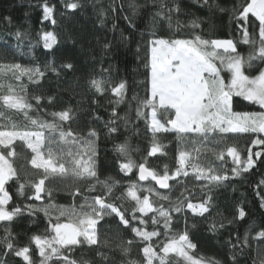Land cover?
<instances>
[{
	"label": "trees",
	"instance_id": "16d2710c",
	"mask_svg": "<svg viewBox=\"0 0 264 264\" xmlns=\"http://www.w3.org/2000/svg\"><path fill=\"white\" fill-rule=\"evenodd\" d=\"M74 2L80 6L76 9L66 7ZM166 7L163 12L173 7V0H163ZM181 11L173 12L171 27L167 20L155 17L161 11V0H0V64H20L24 67H39L44 76L30 81L27 76L16 80L11 73L0 75V95L6 94L11 85L17 94L25 97L33 107L29 115L41 121H53L52 113L71 108L73 119L63 122L64 130L71 128L73 133L87 138L90 129H95L98 139L96 146V171L100 182L113 186L110 196L105 197L102 183L94 179L48 180L45 187L51 190L41 193L42 199L34 198V188L29 182H37L42 177V171L35 169L30 161L33 153L26 145L17 140L13 147L16 156L12 160L19 180L15 178L6 184L12 196L7 208L11 211L20 206L22 213L12 221H0V264H27L22 256L15 252L22 247H29L33 264H40L42 257L39 249L31 241L35 235H52L49 217L43 211L30 213L27 205L41 209L49 204L64 206L66 209L85 204L87 198L90 204L95 196L105 197L106 202L113 203L124 213L130 226H125L115 214L105 215L99 220L96 228L99 246L81 244L69 249H62L63 255L76 260L78 264L88 261L89 264H145L142 249L144 241L132 231L139 227L146 231H159L158 237H153L151 243L157 253L166 242L163 219L153 225L151 217L158 213L142 214L135 212L136 202L126 195L130 184H137V194L143 198L148 195L154 208L163 207L169 210L172 217L171 231L168 235L188 232L190 241L196 245L191 252L196 258L217 261L219 264H262L264 262V237L258 233L264 231V145L254 144L257 138L264 139L262 133H227L211 134L207 138L195 134H177L171 130L156 134V140L162 145V151L149 155L153 143V133L150 128V107H142L141 101L150 96V48L153 39H192L201 35L204 39H232L239 53L246 61V75L255 76L264 67V62L258 58L259 21L249 14L247 23L250 38L255 45L243 43L240 24L233 17L237 14L233 9L246 5L248 0H175ZM47 3L54 7L53 18L44 19L43 5ZM134 5L135 7H132ZM223 9V11L221 10ZM10 18V19H9ZM198 18L200 26L193 28L191 21ZM179 21V24H177ZM19 32L18 37L16 33ZM44 32H53L56 42L52 48L46 49L41 37ZM107 45V47H105ZM250 53L257 54L249 67L247 60ZM224 55H227L224 53ZM235 55V54H233ZM71 64V68L62 67ZM55 67L56 72L50 70ZM218 66V64H217ZM219 67V66H218ZM225 81L228 71L220 72ZM93 79L102 81L103 92H97L90 84ZM121 82L126 85L124 98L119 99L111 89ZM35 97H40L39 102ZM51 97V102L49 101ZM136 97V99H133ZM140 107L143 116L137 115ZM233 111L260 113L264 107L247 101L243 97L233 96ZM115 109L116 116H113ZM8 119L0 118V126L13 123L27 131H44L32 126L23 113L6 109L0 104ZM99 117V119H96ZM119 117V119H116ZM174 117V111L158 110L157 118L161 123ZM110 119H116V133L108 134L105 124ZM57 123H60L58 120ZM127 143V154L116 151V145ZM236 147L241 161H246L249 151L253 153L255 164L243 171V164L234 163L228 155L227 148ZM199 148L197 153L193 149ZM65 151H76L75 148L65 147ZM191 153L194 164L204 168L214 169L216 174H227L228 179L220 184H210L206 179H197L196 173L180 175L169 179V188L157 189L155 181L149 177L141 181L137 175L138 167L130 172L122 171L121 163L131 159L136 165L144 163L149 169L163 175L165 169L171 176L179 167L180 151ZM223 152V159L217 155ZM261 153L257 157L255 153ZM233 168H240V174L234 175ZM118 182V183H116ZM25 184L24 194L17 191L19 184ZM95 185V191H90ZM79 188L80 195L73 196L72 192ZM153 189L152 193L146 189ZM157 193L159 195H157ZM168 196L169 199H160ZM211 196L209 211L203 216L193 213L186 208L191 201L193 204L203 203ZM183 202L181 212L171 211ZM243 209L245 216L239 217ZM84 211H89L85 205ZM51 219L55 222L58 215L56 208L51 209ZM141 218L146 224L140 222ZM68 218L61 217L60 222ZM215 224V230L212 225ZM223 225V227H221ZM10 231L11 235L8 234ZM245 236L247 242L245 243ZM132 241L129 245L127 242ZM13 244L10 250L8 243ZM124 249H128L127 252ZM97 252L104 253L108 260H103ZM163 255L162 253H160ZM167 264H186V261L176 254H169ZM47 264H65L62 259L53 257ZM154 264H159L155 260Z\"/></svg>",
	"mask_w": 264,
	"mask_h": 264
},
{
	"label": "snow or ice",
	"instance_id": "6c2138e0",
	"mask_svg": "<svg viewBox=\"0 0 264 264\" xmlns=\"http://www.w3.org/2000/svg\"><path fill=\"white\" fill-rule=\"evenodd\" d=\"M207 3V0H205ZM80 5L70 2L66 4L69 9H76ZM132 7H135L132 5ZM166 7L161 0V11L156 12L155 17H161L167 20L171 27L172 13L181 11L179 4L173 0V7L167 10V14L163 12ZM223 11V9H221ZM44 19L51 20L52 24L56 23L53 18L54 7L47 3L43 5ZM237 13L233 19L243 21L240 24L242 31L243 43L255 45V40L250 38L247 23L249 21V13H251L259 21V48L258 58L264 62V0H250L246 5H242L239 9H233ZM10 19V18H9ZM179 24V21H177ZM193 28H198V18L191 21ZM16 35L19 37L20 33ZM44 47L52 48L56 42V35L53 32L43 33ZM151 58H150V96L140 102L142 107L151 108V124L150 128L153 133V143L149 155H155L162 151V145L156 140V134L174 130L177 134L195 133L205 140L211 134L235 133H264V112L248 113L233 111V96L243 97L247 101H252L264 107V68L258 70L255 76L245 74L244 65L246 61L237 53V45L232 39H204L201 35H194L192 39H173L167 40L163 38L154 39L151 42ZM107 47V45L105 46ZM220 50L227 55H221ZM235 54V55H233ZM257 58V54L250 53L247 63L251 67V61ZM215 61H219L221 65L230 73L228 83H225L224 78L220 75L221 68L217 66ZM50 67V66H49ZM62 67L71 68V64L63 65ZM50 70L56 72L55 67H50ZM11 73L16 80L27 76L30 81L42 78L44 72L39 67L28 68L20 64H0V75ZM102 81L93 79L90 81L92 87L97 92H103ZM4 85L0 84V89ZM126 85L121 82L113 87L111 91L119 99L116 103H120L124 98ZM37 102L41 99L35 97ZM51 97L49 101L51 102ZM136 99V97H133ZM0 104L6 109L16 110L23 113L24 118L32 125L39 129H47L48 135L44 131H27L18 127L15 123L9 128L7 125L0 126V221H12L22 213L24 209L20 206L14 207L11 211L7 205L12 196L6 188V184L15 178L19 180V175L13 166L12 160L16 156L14 143L19 140L23 142L28 149L33 153L31 165L42 171V177L37 182H29V186L34 188V198L41 200V193L47 192L51 197V190L46 189L45 182L48 180H65L71 178L73 180L94 179L98 184L102 183L105 191V197L110 196L113 191V186L107 181L100 182L96 171V146L95 140L98 139V133L95 129H90L87 138L80 137L73 133L71 128L64 130L63 122L73 119L72 109L68 108L60 112L52 113L53 121H41L29 115V110L32 105L28 103L24 96L16 93L15 89L8 85L6 94L0 95ZM158 110L165 112L174 111V118L168 119L166 123H161L157 118ZM137 115L143 116L144 113L140 107L137 108ZM113 116H116L115 109ZM0 118L8 119L4 111H0ZM99 119V117H96ZM119 119V117H116ZM116 119H110L106 122L105 127L108 129V134L116 133L118 128L113 126L116 124ZM60 123H57L56 121ZM170 125L171 127H167ZM254 144L264 145V139L257 138L253 141ZM65 147L75 148L76 151H65ZM116 151L126 155L127 143L116 145ZM197 153L199 148L193 149ZM228 155L233 157L234 163L237 165L243 164V171L251 168L255 161L252 159L253 153L249 151L246 161H241L240 153L236 147L227 148ZM260 157L261 153H255ZM224 153L220 152L217 155L218 159H223ZM179 167L169 176L167 169L163 175H159L154 170L149 169L144 163L136 165L134 161L128 159L127 162L121 163L122 171L130 172L133 167L139 169V179L141 181L148 180L151 177L156 181L161 188H169V179H175L180 175L187 176L186 166L191 165L196 173L197 179H206L210 184H220L228 179L227 174H216L214 169H204L191 162V153L188 151H180L178 159ZM233 174L239 175L241 169L233 168ZM118 183V182H116ZM26 185L21 183L17 189L20 195L24 194ZM90 191H95V185H91ZM137 184L132 183L127 189L126 195L136 202V209L133 213V219H137L135 212L142 214L152 212L158 213V217L153 215L151 221L153 225L160 223V218L163 219L166 242L163 243L160 253H157L153 247L151 240L153 237L160 235L159 231L151 232L143 230L139 227H133L132 231L146 242L143 251L145 264H154L155 260H159V264H167L166 258L169 254H176L183 258L186 264H219L217 261L205 260L203 257L196 258L191 254L195 250L196 245L193 244L188 236L187 230L182 233H177L169 236L171 231L172 217L169 210H165L162 206L159 208L153 207V202L148 195L141 197L137 194ZM149 193L154 190L147 189ZM71 195H80L79 188H76ZM157 195H159L157 193ZM105 197L95 196L91 203H88L85 198V204L80 205V211L76 210V206L65 208L49 204L44 208L36 209L33 205H27L26 210L30 213L35 211H43L45 216L49 217L50 232L52 235H33L30 239L39 249V255L42 257L40 264H47L53 257L62 259L65 264H78L76 260L70 259L63 255L62 249L71 250L72 247L81 244L89 246H99V239L96 225L99 220L105 215H113L119 217L120 221L125 226H130L129 220L125 218L120 208L113 203L106 202ZM160 199L167 200L168 196H160ZM211 196H208L203 203L193 204L189 201L186 204L187 209H191L193 213L201 216L209 211ZM87 205L89 211H84ZM264 207V204L261 205ZM56 208L58 215L55 222L51 219V209ZM183 210V202L175 206L171 211L181 212ZM67 217V222H60L61 217ZM245 212L239 210V217L243 218ZM142 224H146L142 218ZM215 224L212 225V230H215ZM223 227V225H221ZM8 231V230H6ZM8 234L11 235L10 231ZM258 237H264V231L259 232ZM247 242V236L244 238ZM129 245L132 241L127 242ZM8 249L13 248L12 243L7 244ZM50 249V251H49ZM125 252L128 249H124ZM29 247L25 246L15 252L16 256H22L27 264H33L30 256ZM103 260L107 261L108 257L102 252H97ZM82 264H89L88 261H83ZM264 264V262H262Z\"/></svg>",
	"mask_w": 264,
	"mask_h": 264
},
{
	"label": "rangeland",
	"instance_id": "374dc122",
	"mask_svg": "<svg viewBox=\"0 0 264 264\" xmlns=\"http://www.w3.org/2000/svg\"><path fill=\"white\" fill-rule=\"evenodd\" d=\"M153 40H154V39H153ZM41 41H42V44L44 45L43 35H42V37H41ZM151 47H152V45H151ZM220 53H221V55H224L223 50H220ZM150 58H151V48H150ZM215 63L218 64V66L221 68V72L228 71V70L225 68L224 65H221V64H220L219 61H215ZM263 68H264V67H263ZM150 73H151V72H150ZM229 79H230V73L228 72V80L225 81V83H228V82H229ZM173 118H174V117H173ZM150 123H151V115H150ZM167 127L170 128L171 126H170V125H167ZM262 134H264V133H262ZM178 159H179V158H178ZM191 162L194 164L192 157H191ZM186 168H187V172H188V173H195V172L193 171L191 165L186 166ZM171 176H172V175H171ZM147 189H148V188H147ZM147 189H146V191H147ZM49 251H50V249H49Z\"/></svg>",
	"mask_w": 264,
	"mask_h": 264
},
{
	"label": "water",
	"instance_id": "95a60500",
	"mask_svg": "<svg viewBox=\"0 0 264 264\" xmlns=\"http://www.w3.org/2000/svg\"><path fill=\"white\" fill-rule=\"evenodd\" d=\"M248 2H250V0H248ZM250 15H252L251 13H249ZM253 16V15H252ZM137 175H138V178H139V169H137ZM140 180V179H139ZM155 185L157 187V189L159 190H164L166 188H161L160 185L155 181Z\"/></svg>",
	"mask_w": 264,
	"mask_h": 264
}]
</instances>
